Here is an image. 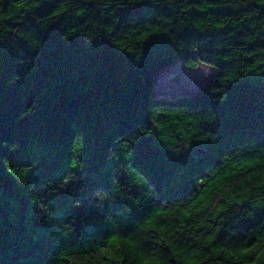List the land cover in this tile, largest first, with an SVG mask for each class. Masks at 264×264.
<instances>
[{"label": "trees", "instance_id": "16d2710c", "mask_svg": "<svg viewBox=\"0 0 264 264\" xmlns=\"http://www.w3.org/2000/svg\"><path fill=\"white\" fill-rule=\"evenodd\" d=\"M178 58L217 72L155 94ZM262 244L264 0H0V264Z\"/></svg>", "mask_w": 264, "mask_h": 264}, {"label": "rangeland", "instance_id": "374dc122", "mask_svg": "<svg viewBox=\"0 0 264 264\" xmlns=\"http://www.w3.org/2000/svg\"><path fill=\"white\" fill-rule=\"evenodd\" d=\"M216 72L215 67L205 64L187 67L181 58H178L157 73L153 92L168 96L191 94L207 87Z\"/></svg>", "mask_w": 264, "mask_h": 264}, {"label": "snow or ice", "instance_id": "6c2138e0", "mask_svg": "<svg viewBox=\"0 0 264 264\" xmlns=\"http://www.w3.org/2000/svg\"><path fill=\"white\" fill-rule=\"evenodd\" d=\"M75 167V165H74ZM111 243L115 244L117 243V241L115 239H113V241H111ZM260 253H259V260L257 262V264H264V244L260 245ZM219 253H217L218 255ZM176 258L177 260L179 261L180 260V256L181 254L180 253H176ZM199 253H194L193 256H198ZM233 255L237 256V257H251L253 255H255V250L254 249H248V250H244V251H241V250H237L236 252L233 253ZM119 257H114V259H118ZM145 264H167L166 261L164 260H159V259H156V260H150V261H146ZM180 264H203V261H200V260H197V259H185L183 261H180Z\"/></svg>", "mask_w": 264, "mask_h": 264}, {"label": "clouds", "instance_id": "9594fccd", "mask_svg": "<svg viewBox=\"0 0 264 264\" xmlns=\"http://www.w3.org/2000/svg\"><path fill=\"white\" fill-rule=\"evenodd\" d=\"M195 253V252H194ZM194 253L192 255H194Z\"/></svg>", "mask_w": 264, "mask_h": 264}]
</instances>
